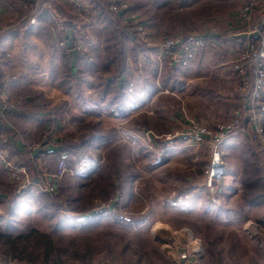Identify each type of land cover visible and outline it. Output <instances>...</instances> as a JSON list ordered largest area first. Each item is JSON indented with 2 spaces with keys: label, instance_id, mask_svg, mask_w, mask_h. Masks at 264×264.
<instances>
[{
  "label": "rangeland",
  "instance_id": "obj_1",
  "mask_svg": "<svg viewBox=\"0 0 264 264\" xmlns=\"http://www.w3.org/2000/svg\"><path fill=\"white\" fill-rule=\"evenodd\" d=\"M2 2L0 8H3L6 15L3 14L4 17H0L1 34L5 35L9 31L18 29L22 34H26L24 27L29 15L37 13L38 25L29 31L35 32L38 29L42 15L44 18L49 17V22L54 24L49 25L50 28L54 26L51 29H54L53 40L66 56L74 53L79 57L82 56V59L88 57L90 65L94 62L100 65V61L103 64L106 63L109 56L105 55L107 53L103 51V46L109 44L106 36L107 29L104 28L105 24L98 25L97 22L101 20L91 18L88 10L94 7L97 14L101 12L102 15H106V12L110 14V11L97 4L96 0H82V9L72 6L68 0H62V3H65L78 18L85 17L82 20L87 24L84 29L78 31L84 35V38L82 35L80 38L75 30L73 33L68 32L63 35L67 41H64L66 47L59 45L60 32H57L64 21L55 14L53 8H50L51 17L45 11L38 13L39 9L33 10L35 0H3ZM124 2L133 12H138L136 14L145 32H149L150 41L147 39V42H151V45L143 43L151 46V52L154 55L153 57L149 53V57H146L141 51L136 54L135 59L130 54L126 55L125 66L127 64V69L133 68L135 74L139 76L140 67L143 69V74H152L151 63L147 60L159 61L161 68L163 62H168L166 68L178 67L170 55L155 56L156 46L154 45H158L163 39L175 38L180 34L208 35L203 34L204 29H208L210 33L211 30L227 32L223 24L215 23L213 19L231 13H234L233 17L237 18L242 0H168L161 6L157 5L158 3L151 6L148 0H124ZM63 9L58 8V11L63 13L66 11ZM87 18L92 20L94 27L96 26L93 36L89 30L91 21ZM236 21L234 19V22ZM119 23L129 32V40L133 42L132 39L138 36L134 24L130 22L124 24L120 20ZM14 37L16 38V35ZM143 40L146 41L145 38ZM38 42L43 44H40L42 47L39 45L32 47L25 42L24 46L29 45L34 50L30 52L28 48L26 51L30 53L25 52L21 55L16 53L19 41L15 42L16 50L13 49L12 57L8 53L9 57L3 61L2 68L8 59L13 65L14 60L17 66L28 68L29 73H20L22 77H19L17 82H25L41 88L49 100L53 99L54 102L51 104L53 108V104L59 105L64 102L60 99L64 96L62 86L64 80L61 85L58 84L59 88H53L51 82H46L47 74L40 71L47 69L48 61L46 56H43L47 43L45 40L44 42L38 40ZM93 43L100 48L101 59L96 61L93 56ZM75 44H77L76 47L72 48ZM210 44L196 52V56H199L197 68L194 66L197 62L179 65L178 84L175 83L176 86H169L166 90H162L159 97L160 104L156 105V101L151 106L152 109L154 106V109L148 117L150 120L144 118V121L142 114L146 110L143 109L140 111L141 114L134 116L130 121H124L126 118L119 119L120 121L116 124L114 121L107 120L96 126L101 128L105 125V134L109 136L115 134L112 129L116 126L120 133L115 134L114 144L116 145L113 147L102 140L103 142L93 148L94 153L91 154L94 161L97 164L103 162L102 165H104L96 176L87 178L88 173H85L81 180L77 181L73 175H65L62 189L58 182V195L53 201L56 205L62 206L60 214L69 219L66 225L65 222L61 223L58 220L57 215L44 214L37 212L36 209L28 212L21 211L23 213L13 216L11 215L13 204L8 207L3 199L0 200V264H68L70 262L169 264L164 244L171 247L175 243L181 244L183 248V245L189 242L190 236L192 240H199L203 246L204 253L200 264H264V229H261L259 234L256 231V225L262 219L252 215L254 211L246 208L251 205V202L256 201L248 197L250 192L251 195L255 193L246 186V188L242 187L243 191L237 199L228 201L226 198L227 193L231 195L232 192H237L241 188L243 180L248 179L247 182L259 180L261 173L257 167L261 154L256 145L249 138H244L247 151L243 150L240 153L242 146L235 140L239 136H235L233 141L231 140L234 137H230L219 146L226 174L218 193L220 203L217 204L212 200L206 185L205 171L208 167L209 149L192 147L186 140L185 134H182L187 128L186 118L189 117L211 129L215 126L214 124L224 123L231 117L235 102L242 103L239 97L234 98L233 95V92L237 94L236 81L232 91L221 88L218 85L217 73H214L215 70L211 65L201 64L205 56L211 55L206 53L212 51L209 48ZM98 47L96 49H99ZM11 69L12 67L9 66L5 70L6 78ZM61 74L62 72L57 74L58 82L62 79ZM10 75L13 74L10 73ZM230 79L234 81L232 76ZM134 80L127 81L132 90L135 88ZM9 81L8 78L5 84L0 85V92L7 93L10 90L14 84H9ZM136 83L139 93L142 90L141 84L140 81ZM142 95L143 92L140 96ZM22 99L19 97L12 100L18 105ZM72 101H74L72 105L78 104L77 100L72 99ZM102 106L105 105L77 107L76 114L96 115V111ZM70 121L80 126V120L75 119V115ZM86 124L87 122L83 121L81 127ZM135 124H142L141 127L144 129H133ZM144 124L149 127L146 129ZM54 130L57 129L54 128ZM15 136L24 144L38 145L35 150L42 149L39 143L45 142L41 134H36L33 138H25L18 130ZM30 156L33 159V155ZM241 165L246 166V172H243V176L235 178V174L241 170ZM41 166L51 167L49 164L42 165V162ZM34 168L35 170L28 169L31 176H35L37 169L41 167L34 166ZM86 168L88 169L89 166ZM108 176H112L115 189L112 194L103 197L98 193L102 190L109 191ZM69 181L76 184L68 187ZM130 186L132 193L128 190ZM244 194L247 197L243 196ZM116 196L119 199L111 204L110 200H114ZM96 211L98 215L95 218H89ZM246 213L249 215L247 216ZM10 220L13 222L12 225H8Z\"/></svg>",
  "mask_w": 264,
  "mask_h": 264
},
{
  "label": "built area",
  "instance_id": "obj_2",
  "mask_svg": "<svg viewBox=\"0 0 264 264\" xmlns=\"http://www.w3.org/2000/svg\"><path fill=\"white\" fill-rule=\"evenodd\" d=\"M3 0H0V3ZM69 4L76 8L82 9V0H68ZM260 3V0L247 1L238 11V22L240 25L246 27L252 22V13L255 6ZM27 9V8H26ZM38 10V13L45 11L51 16L50 9L48 7L40 6L39 2L35 0L34 11ZM108 9L111 13L115 14L122 23L128 22L134 24L136 28L137 39L151 45V42H147L149 39V32H145L144 26L141 23L138 15L128 8L124 0H109ZM52 17V16H51ZM38 14L33 13L29 15L28 22L24 27L26 33L33 27L38 25ZM264 24V9L260 12L259 23L250 29L252 33H255L257 38L248 40L241 50L237 51L235 58L231 62V73L236 80V92L241 97L242 108L233 112L231 117L224 123L214 124L215 126L208 129L198 122L187 119V128L182 134H185L187 141L194 148L205 147L209 149V161L208 167L205 171L206 185L208 191L214 203L219 204L218 193L222 183V179L226 174L225 165L222 161L221 152L219 146L232 137L233 135H241L249 138L256 145L259 150L262 163L264 167V36L261 34L260 26ZM134 31V30H133ZM60 32V31H57ZM66 32V31H65ZM65 32L59 33V39L61 40L59 45L66 47V37L63 38ZM145 38L146 41L143 39ZM209 36H200L196 33L175 38H166L159 42L154 49L155 56L161 54L170 55L172 61L179 65L189 64L196 57V52L203 50L210 42ZM73 46L72 48L76 47ZM70 50V49H69ZM9 55L6 51L0 49V73L2 69L3 61L8 58ZM176 57V59L174 58ZM127 74H130V68L127 69ZM132 75V74H131ZM20 74L14 73L12 76L5 77L4 84L9 78V84H15L19 79ZM8 93V92H7ZM6 92H0V117L3 116L6 110H11L17 105L12 99H9ZM43 141L41 144L52 145L58 138V133L54 130V127H46L42 133ZM23 147L28 151H34L36 146L24 144ZM12 146L11 137L3 131H0V166L5 172L9 183L13 186L16 200L25 191L31 188H37L43 193L56 197L58 195V182L65 175L80 176L84 174L87 169L81 167L77 170L70 166V162L67 160H60L55 167H41L37 169L35 176H31L26 166L17 164L10 154V147ZM119 199L118 196L115 199H111L113 204ZM110 204V205H111ZM109 205V206H110ZM98 211H102L98 209ZM188 239L189 242L183 245L174 244L173 247L164 244L165 254L169 259V264H200L203 258V246L199 240ZM191 240V241H190ZM180 248V249H179ZM68 264H78L70 262ZM91 264H114L110 262H96Z\"/></svg>",
  "mask_w": 264,
  "mask_h": 264
},
{
  "label": "crops",
  "instance_id": "obj_3",
  "mask_svg": "<svg viewBox=\"0 0 264 264\" xmlns=\"http://www.w3.org/2000/svg\"><path fill=\"white\" fill-rule=\"evenodd\" d=\"M148 1H150L151 6H153L154 2L156 0H148ZM247 1H249V0H242L241 7ZM41 5L44 7H48L49 9L53 8L55 14L57 16H59L64 22L71 21L73 18V13L67 8V5H65V3L64 4L62 3V0H44L40 4V6ZM58 8H64V9H66V11H64V9H63L64 12L60 13L58 11ZM133 9H134V7H133ZM263 9H264V0H260V3L257 6H255L253 9L252 22L246 27H244V26L239 27L240 24L238 22V19L236 17H233L234 13H231L229 15L226 14L223 17H216L214 19L212 18L213 21H215V23L223 24L225 26V28H227L226 29V30H228L227 32L224 33V32H218L216 30H211V33H210L209 31H207L208 29H204L203 34H208V35H203V36H209L210 37L209 40H210V42H212L211 43L212 45L209 42V44H210L209 48L212 51L206 52V53H209L211 55H207L208 57L205 56L203 58L201 64H203L205 66L208 64L211 65V67L216 71V72L214 71V73H217L218 85L221 88H226V89L232 91V89L234 87L233 85H235L236 80H235L234 76H232L234 81L232 79H230V76L228 74L229 70H231V62L235 58L236 52L241 50L242 47L245 45V43L248 40H250L252 38L253 39L257 38L256 34L252 33L250 31V29L252 27L258 25L259 15ZM136 13L138 14L137 11H136ZM3 14H5L3 12V8H0V17L3 18L4 17ZM88 15L91 18L95 17V20H97V11L94 10V7H93V9L90 8L88 10ZM83 16H86V15H83ZM82 19H85V17H83ZM82 19H81V24L84 26L87 25L86 22ZM234 19H236L237 21L234 22ZM88 20H90V19H88ZM90 21H91V24H90V26L89 25L88 26H89L90 33L92 35L96 26L94 27L92 20H90ZM50 22H49V20H46V18H43V20L40 23V26L38 27L37 30H35L36 33L29 31L26 34H24V33L22 34V32L19 29L17 31H11V32L9 31V33L7 32V33H5V35H4V33H2L3 35L0 33V48L3 49L4 51H6L7 53L11 54V57H12L13 49L16 50L15 46H16L17 41H19V44H18V48H17L18 50L16 53L17 54L19 53L20 55L25 53V52H29V51H26V49H28V48H29L30 52H32V50H34V48H32L34 45L35 46L39 45V47H42L41 45H43V44L41 42H38V40L43 41V42H44V40L47 41L46 26L47 25L51 26ZM209 22H211V20ZM97 24L100 25V22H97ZM260 28H261V30H260L261 34L264 36V26H260ZM34 33H35V35H34ZM15 35H16V38L14 37ZM1 36H3V37H1ZM16 39H19V40H16ZM25 42H28L32 47L29 45H27V47L24 46ZM97 47L98 46L95 44V47L92 48L94 50L93 55H94L95 61L97 59H101L100 58L101 57L100 48L98 47L99 49H96ZM103 47H104L103 51L105 53H107L105 55H107V57L110 56V51L105 47V45ZM58 51H59V49H58ZM44 52H43V56H46V59L48 61L47 69L45 71H40V72L47 74L48 81H46V82H49V83L51 82L53 88H57V87L59 88V86H58L59 82L57 81V76H58L57 74H59L60 70H62L61 65H60L59 61L56 59L57 60V61L55 60L56 61V64H55L56 68H53L54 65L51 64L49 54H48V46H45ZM138 53H140V51L136 52V54H138ZM128 54L129 53H126V55H128ZM150 55H153L152 52H150ZM76 56L77 55L74 53L70 56H67V57L73 58L72 62H70L68 65V70L70 71V73L72 75L76 76V74H78L77 77L81 78V84H80V93L81 94L77 95L78 93L75 94L73 91H67L66 88L65 89L63 88L64 89V93H63L64 96H61L60 99H62L64 102H61V104H59V105L55 103V104H53V108H52L51 104L54 102L53 99L49 100L41 88H38L36 85L32 86V84L28 85L25 82H17L14 85H12L10 87V90L8 91L9 95L8 94L7 95L9 97V99H16L19 97L20 98L24 97V100L25 99L27 100L29 96L31 97V94L36 95V94L40 93L39 95L43 99H45V100L48 99L47 101H48L49 106H50V107H46L45 112H40V113H48L50 115L51 121L55 120V122H53L55 124V125H53V127L57 129L56 130V132L58 133L57 140H63V138L69 132H71L75 136L74 138H76L78 135H80V133H82V131L87 132L89 128H86V127L92 126L93 124H95V127H96L98 124H100V123L103 124L107 120L114 121L117 124L118 121L123 119V118H119L116 115L112 114L110 109H106L105 106L100 107L99 110L96 111V115H94V114L88 115L89 113L85 114V115L83 113L78 115V114H76L77 107L82 108V106L87 107V106H91V105L99 106L101 104L102 105L107 104L106 99H110V98H108V97L102 98L100 95V90L102 89L101 83L103 81H111V82H113V85L116 89H120L122 86L125 88L124 84L126 81L135 79L134 80L135 82L133 83V84H135V88L133 90L129 91V95L127 97L128 98V100H127L128 112H127L126 117H125L126 120H124V121H130L134 116L141 114L140 111L143 109H145L146 111H144L142 115H144L146 119L150 120V118H148V117L150 116V112L152 114L153 109H154V106H153V109L151 108V106L153 104H155L156 101H157L156 105L160 104L161 99H159V97L161 96V92H162V90H166V88L161 89V87L159 86L160 85L159 84V78L162 76L163 70L164 71L166 70L165 67L167 66V63H165L162 66V68L158 67L156 72L154 71V68H152V66L150 65V67L152 69L151 70L152 74H146V73L143 74V69H142V67H140V70H139L140 75L139 76H137L135 74V72H134L135 70L133 68H130L132 71L131 72L132 75H131V73L129 75L127 74V71H128L127 70V64L125 66V63L127 61L124 62V66H123L124 68L122 69V71H118L117 68L114 66V64H109L105 67V66H102L100 62H99L100 65H98L97 62L96 63L94 62L95 65H94L93 69H90V68L87 69L84 65H81V69L78 68L80 73H77L76 66L72 65V64H74L75 59H77ZM198 58H199V56L198 57L196 56V58H194V60H192L190 63L195 64L199 60ZM13 62H14V65H13L12 61H10V59H8L4 63V66L2 68V72L0 73V85L5 82L4 81V79H5L4 75L6 73L5 70L9 66L12 67L11 72H10L11 74H14L16 72H18L19 74L20 73H23V74L29 73L28 68L19 67L15 64L14 60H13ZM91 65L93 66V64H91ZM194 66L197 68L198 62ZM10 73L8 76H10ZM130 75H131V77L128 78V76H130ZM82 77L83 78L85 77V79H82ZM136 81H140V84H141V85L140 84L139 85H140L142 90H140L139 93L137 91L138 85H136L137 84ZM155 85H156V87H154ZM154 89H155V91H154ZM141 92H143L142 96H140ZM233 95L235 98L237 94L235 92H233ZM78 96H80V98H78ZM72 99L77 100L76 102L78 104L72 105V103L74 102V101H72ZM34 100H38V98H35ZM124 100H126V98ZM225 103H227V101H225ZM28 105H29L28 103L25 104L26 107H28ZM111 105H113V104H111ZM242 107L243 106H242L241 102H239V101L237 103L235 102V106L232 107L231 113L237 109H241ZM55 108H56V111H55ZM58 108L60 109L59 113L57 112ZM87 112L88 111H86V113ZM231 113H230V115H231ZM59 114H61L62 119L60 118ZM73 115H75V119L80 120V126H76L74 123H72L70 121V119L73 118ZM70 116H71V118H70ZM83 121H86L87 124H86V126L84 125L83 127H81V124ZM88 121H90V122H88ZM92 121H96V122L93 123ZM263 126H264V122H263ZM10 127H11V130H13L14 126L12 125ZM44 128L45 127H41L38 125L34 126L35 132L32 134L31 138L36 137L35 136L36 134L42 135ZM15 129L16 128H14V130H13L14 134L12 132L5 130V129L0 130V131L5 132L6 134H8L12 139V146L11 147H12V149L14 148L13 149L14 155L13 154H11V155H12L13 159L17 160L19 154H16V153H20V154L21 153H27L28 156L31 158L30 155H34V152L37 151L38 149L34 150L32 152H26V149L23 148V146H22V141H20V139H17L15 136V132H18V130L17 129L15 130ZM115 129L118 133H120V130L117 128V126ZM101 130L102 131L105 130V125H102ZM102 135H104V134H101V136ZM98 136H100V135H98ZM235 136H239V137H237V139H235L236 138ZM232 137H234V138H232ZM232 137H231L232 138L231 141H233L235 139L238 141V143L241 144L242 148H241L240 153L243 152V150L247 151L246 150V141L244 140V138L247 139V137H245V136L241 137V135H233ZM100 142H102V141L98 140L96 143H94L93 144L94 148H96V145H99ZM230 142H229V144H230ZM78 143L79 142L77 141V144ZM42 164H44V163H42ZM33 165H34V163H33ZM35 166L42 167V166H38L36 163H35ZM53 167H55V166H51V168H53ZM240 168H241V170L239 172H237V174H235V176H236L235 178H237L240 175L243 176V172L244 173L246 172L247 168L245 165L244 166L241 165ZM262 174H263V171H262ZM262 179H263L262 186H264V176L262 177ZM247 180L242 181L241 188L238 189L237 192H232L231 195H229V193H227L226 198L228 201H230V199H237V196L240 195V193L243 191L242 187L246 188V186H249V187L252 186L253 182L250 183V182H247ZM237 184H238L237 186H239L238 181H237ZM251 189H252V191H254V189L252 187H251ZM260 189L261 188L259 187V184H257L256 190L259 191ZM260 199L261 198L258 199L259 201L256 204L248 205L246 207L247 209H250V211H254L252 213V215L253 214L257 215L258 219H262V220H259L258 225H256L257 234L260 233L261 229H264V199H262L263 201H260ZM246 215L248 216L249 214L246 213Z\"/></svg>",
  "mask_w": 264,
  "mask_h": 264
},
{
  "label": "trees",
  "instance_id": "obj_4",
  "mask_svg": "<svg viewBox=\"0 0 264 264\" xmlns=\"http://www.w3.org/2000/svg\"><path fill=\"white\" fill-rule=\"evenodd\" d=\"M42 1L44 0H38L39 5L42 3ZM167 2L168 0H156L154 4L158 3L157 5L161 6V5H164V3L166 4ZM96 3L102 7L108 8L109 0H96ZM108 13L106 12V15H102L101 12L97 14V20H101L100 25L105 24L104 28L107 29L106 36H107V40L109 41V44H106L105 47L110 51V56L106 60V63L103 64L100 61L101 65L106 67L109 64H114V66L117 68L118 71H122V69L124 68L123 66L125 62L126 53H129L133 57V59L137 57L136 56L137 51H141L146 57H149V53L151 52V49H152L151 46L145 45L143 42L138 40L136 37L135 39H132L133 42L130 41L128 37L129 32L119 23L120 19L115 14L113 13L111 14L110 12L111 14L110 15ZM103 16H105L106 18H104ZM43 18H44V15L40 17V23L43 20ZM46 19L50 20L49 17H47ZM50 23L54 25L52 22ZM60 27H61L59 29L60 33L61 31L63 32L66 31L65 33H68V32L73 33V30H75L78 33V36H80V38L82 37L84 38V35L80 34L79 32L80 30L84 29L85 26L81 24V19L78 18V16L74 14H73V18L71 21L63 22L60 25ZM52 28H50V26L48 25L46 26V36H47L46 43L48 46V54H49L50 62L52 65H54L53 68H56L55 64L57 60L59 61L61 68H62V70H60L59 72V73L62 72L61 74L62 79L59 80L60 81L59 84L61 85L62 80H64V83L62 85L64 89L66 88L67 91H73L75 94L77 93L81 94L80 93L81 78L77 77L78 74H76V76L72 75L70 71L68 70V65L70 62H72L73 58L67 57L64 54V52L56 46L53 40L54 29L51 30ZM185 35L186 34L184 35L180 34L179 36L184 37ZM69 36L70 35H68V37ZM94 47L95 45L93 43L92 48ZM81 57L82 56L80 57L76 56L77 59L74 58L75 61H74V64H72L73 66H76L77 73H80L78 68L81 69V65H84L87 69L88 68L93 69L95 63H92L93 64L92 66L88 63V60H89L88 57L83 58V59ZM147 61L151 63L150 65L152 66V68H154L155 72L157 68L160 67L161 65L159 61H153V62L150 60H147ZM165 63H168V62H163L162 66ZM190 64H193V63H190ZM178 69H179L178 67H174V68L167 67L166 68L162 76L159 78V84H160L159 86L161 87V89L168 88L169 86L173 87L175 83L178 84V81H177ZM228 74L229 76H232L231 70H229ZM82 79H85V77L84 78L82 77ZM101 86H102V89L100 90L101 97L110 98V99H106L107 104H105V108L110 109L111 113L116 115L117 117L124 119L128 112V107H127L128 98L127 97L129 95V91L132 90L129 87L130 85L128 86V83L126 81L124 84L125 88L122 86L120 89H116L113 85V82L103 81L101 83ZM154 87H156V85ZM39 94L40 93L36 95L31 94V97L29 96L27 100L26 99L24 100V97H22L23 98L22 102L16 105L15 108L11 110H6L4 112V115L0 117V130L5 129L14 134L13 130L14 128H17L19 132L25 138H31L32 134L35 132L34 126L38 125V126L45 127V128L53 127V125L55 124L53 123V120L51 121L50 115L46 113H40V112H45L46 107H50V106H49L48 101L43 99ZM236 97L237 98L239 97L241 99L239 95H236ZM35 98H38V100H34ZM78 98H80V96H78ZM125 98L126 100H124ZM26 103H28L30 106L28 105V107H26L25 106ZM55 111H56V108H55ZM57 112L58 113L60 112L59 108L57 109ZM59 116L62 119L61 114H59ZM142 117L143 119L145 118L144 115H142ZM12 125L14 126L13 130H11V127H10ZM141 125L135 124L133 129L135 128L137 130L144 129L143 127H141ZM144 126L146 129L147 127H149L147 124H144ZM112 130H114V133L118 135V132L115 130V128H113ZM101 134H104V135L101 136ZM115 134L112 136H109L108 134H105V131H102L101 128L95 127V124H93L91 127H89L87 132L82 131V133H80V135H78L76 138H74L75 136L71 132H69L63 138V140H56L51 146H49L48 144H41V147L43 148L34 152L33 159H31L27 153L20 154V153L15 152L16 154H19L17 160L15 161L17 164H21V165L28 167V169L30 170L31 169L35 170L34 168L35 163L38 166H41V161L44 164L55 166L58 161L67 160L70 162V166L75 170L81 167L89 166V168L84 171V174L88 173L87 178L93 177L94 175L96 176V174H98V171L100 169L104 168V165H102L103 162L101 164H97L94 161V157L91 154V153H94L92 152L94 151L93 144L96 143L100 139V141L104 140L107 143H109L110 146L113 147L114 145H116L114 144L116 141L114 138ZM98 135H100L101 137ZM108 138L110 140H108ZM77 141L79 142L78 144H77ZM13 149L12 147L9 149V151L11 152L10 154H13ZM99 158H100V155H99ZM257 169L261 173V176L263 177L264 167L262 163V157H260L259 159V166L257 167ZM262 171H263V174H262ZM66 176L61 178V180L59 181V187L61 186V189L63 188L62 181ZM261 176L260 178H258L259 180H253V184L251 187L254 189V191L252 192H254L255 194L251 195V192H250V195H248V197L255 199L256 201L251 202L250 203L251 205L256 204L259 201L258 200L259 198H261L260 201H263L262 199H264V186H261L262 181H263ZM74 177L78 181V180H81L82 175L74 176ZM108 179H109L108 180L109 181V191L106 192V190H102L101 192L98 193L100 196H103V197L108 196L114 192L115 186L112 182V176H108ZM75 184L76 183L69 181V184H67V186L71 187L72 185H75ZM257 184H259V187L261 188L259 191L256 190ZM80 187L82 188V184ZM128 190L131 191L130 193H132L131 186L130 188H128ZM245 195L246 194H244L243 196ZM2 199L7 203L8 207H10L11 204H13L12 206L13 210L11 212V215L13 216L15 215L18 216L20 213H23L21 211L28 212V211H31L32 209H36L37 212H41L44 214L49 213L51 215H54V214L57 215L58 220L61 223L65 222V225L69 220L68 218L66 219V217L60 214L61 213L60 211L63 209L62 206L56 205L55 202L53 201L54 198H51L50 195L41 192L37 188H31L25 191L16 200L14 188L9 183V180L5 172L2 170L0 166V200ZM97 215H98L97 211L93 212L92 216H89V218H93V217L95 218ZM11 221L12 220L8 222V225H12L13 222Z\"/></svg>",
  "mask_w": 264,
  "mask_h": 264
}]
</instances>
